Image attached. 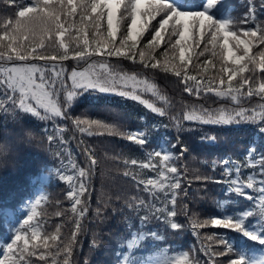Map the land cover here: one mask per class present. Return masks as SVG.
I'll use <instances>...</instances> for the list:
<instances>
[{
	"label": "trees",
	"instance_id": "16d2710c",
	"mask_svg": "<svg viewBox=\"0 0 264 264\" xmlns=\"http://www.w3.org/2000/svg\"><path fill=\"white\" fill-rule=\"evenodd\" d=\"M32 2L33 0H0V18L14 19L18 11L15 5L27 6ZM174 2L182 8L188 4V0ZM201 3L203 0H191V4ZM208 14L214 19H230V30L240 34L241 29L255 27L256 24L264 27V0H217L214 9ZM75 19L78 23L79 17ZM159 19L157 17L151 24L158 26ZM151 30L150 25L149 31ZM92 31L93 29H87L90 41L93 39ZM75 36L74 29L71 36L66 33V43L75 47V41L71 39ZM145 36L150 38L147 33ZM143 42L146 43V40ZM203 46L202 41L199 47L192 45L185 50L186 57H190L188 74L197 76L201 83L216 76L220 67L212 59L216 67L209 66L205 71L204 61L210 57L208 53L199 56ZM163 50L162 44L158 52ZM259 50L260 46H257L253 53ZM60 52L62 50L55 45L37 49L38 54L49 56ZM157 58L160 59L159 56ZM116 61L115 57L110 60L117 71L122 68L129 74L139 73L138 79H146L151 85H155L157 95L144 92L142 98L164 108L166 114L160 116L152 113L145 105L130 98H121L116 94H96L81 97L74 103L70 115L72 119H96L105 124L116 125L124 133L137 130L146 132L148 143L143 148L126 137L106 133L90 137L87 133H80L71 120L66 121L63 117H58L55 121H41L31 114L17 113L11 106L0 109V156H5L11 163L0 168V213L6 211L10 214L5 219L0 217V252L15 239L17 229H20L21 234L27 233L29 237L35 230L37 236L34 240H29L28 246V252H34L35 255H28L26 252L20 264H53L54 259L56 264H63L65 256L61 249L68 244L71 233L75 230L76 219L71 212L72 201L67 193L73 186L78 188V169L90 167V179L87 181L90 196L86 194L82 197L89 201L90 210L81 220L82 227L73 245L71 264H157L160 260L172 257L183 258L182 253L188 254L189 264H206L210 260L214 264H227L228 259L239 257L244 259V264H264V244L252 240L240 231H229L210 224L205 228L192 230L193 223L214 216L254 211L253 217H245V230L264 237V222H260L259 217L261 202L258 199L264 188L261 183L264 176L259 174V160L261 153H264V135L257 131V127L264 125L244 123L239 126H208L186 122L185 131L177 132L170 117L182 118L185 111H190L193 107L200 108L201 105L212 109L221 106L230 109L235 102L216 97L214 93L199 97L190 95L183 91V85L171 73L159 69L145 72L140 66L132 65L127 60L117 66ZM64 63L69 72L75 66V62L71 60ZM8 64L10 63L0 61V65ZM259 79L257 78V83ZM257 83H253L252 87L255 88ZM234 86L238 85L234 82ZM161 96L167 102L161 100ZM260 103L262 101L259 97L254 96L241 106L250 108ZM26 130L31 131L26 135ZM92 131L102 130L93 128ZM49 135L54 137L53 141L47 139ZM211 136H215V141L209 142L206 139ZM177 140L179 144L173 148L172 145ZM183 145H187V148L181 155L180 147ZM157 150L172 153L170 166H176L181 173V189L177 192L175 206L180 214L176 219L183 225L179 230H172L166 223L155 220L141 228L139 216L145 214L144 210L135 213L125 207L126 201H131L133 196L146 202L151 199L149 193L143 191L144 185H138L137 182L155 178L156 173L139 165L147 163V154ZM92 159L95 160L94 165L91 164ZM133 159L137 160L136 166L131 165ZM225 159L229 161L228 167L233 169L227 176L222 163ZM152 162L158 163V158H154ZM235 166L241 169L240 180L245 185V196L229 191L228 182L235 179ZM125 172L129 175H124ZM61 176H73V180H62ZM204 177L210 179L205 181ZM249 177L253 183L251 189L246 187ZM217 180L221 183L214 182ZM185 190L187 197L184 195ZM247 195L256 199L249 201L246 199ZM105 203L108 207L104 217L97 218L94 210L97 207L103 208ZM155 203L157 207L163 206V194ZM33 207L35 215L25 225L24 221L32 215ZM185 207L190 209L191 220L185 219L183 215ZM113 208L118 210L115 214L112 212ZM129 223L133 225L131 229L128 228ZM57 226L60 227L59 233L56 231ZM153 231L162 239L152 237L150 233ZM130 232L137 237V243L133 248L127 249L128 240L132 238ZM52 236H58V239L52 241ZM225 236L232 251L225 257L217 258V253L226 252L220 243ZM140 237L145 239L141 240ZM45 238L48 247L44 246ZM33 244L37 247L33 248ZM41 253L45 257L43 260L40 259Z\"/></svg>",
	"mask_w": 264,
	"mask_h": 264
},
{
	"label": "snow or ice",
	"instance_id": "6c2138e0",
	"mask_svg": "<svg viewBox=\"0 0 264 264\" xmlns=\"http://www.w3.org/2000/svg\"><path fill=\"white\" fill-rule=\"evenodd\" d=\"M216 4L217 0H203L199 5L191 4V0H188V4L182 8L176 6L174 0H33L27 6L15 5L18 11L14 19L0 18V49H2L0 61L11 64L8 67L0 65V77H2L0 78V109L11 106L17 113L31 114L41 121H55L56 118L63 117L66 121L71 120L72 125L80 133H87L90 137L105 133L110 136L126 137L127 140L143 148L148 143L146 132L137 130L124 133L116 125L105 124L96 119L82 120L80 117L72 119L70 115L74 103L81 97L96 94H116L121 98H130L145 105L152 113L160 116L166 114L164 108L157 107L142 98L144 92L157 95L155 85H150L146 79H138L139 73L129 74L122 68L117 71L110 62L111 58L115 57L117 66L123 60H127L132 65L140 66L145 72L159 69L171 73L183 85V91L190 95L199 97L202 94L214 93L216 97L235 102L230 109L224 106L212 109L201 105L200 108L193 107L190 111H185L182 118L170 117L177 132L185 131L186 122L208 126H239L244 123L264 125V27L256 24L255 27L241 29L240 34L231 31L230 19H214L208 14ZM192 8L202 10L193 11ZM77 16L78 23L75 19ZM157 17H160L158 26L152 25L151 21L156 20ZM150 25L151 31H149ZM73 29L76 36L71 39L75 41V47L66 43L65 38L66 33L71 36ZM87 29H93L91 41L88 39ZM145 33L150 38H147ZM144 40L146 43L143 42ZM202 41L204 46L199 56L208 53L210 57L204 61L205 71L209 66L216 67L212 59L220 64L216 76L209 77L204 83H201L197 76L188 74L190 57L185 55L187 48L192 45L199 47ZM162 44L164 50L158 52ZM30 45L34 46L30 47ZM47 45H55L62 52L50 56L37 53V49H46ZM257 46H260V50L254 54L253 49ZM158 56L160 59L157 58ZM69 60L75 62L70 72L64 63ZM257 78H260L258 83ZM217 79L218 83H216ZM234 82L238 86H234ZM253 83H257L255 88L252 87ZM254 96L259 97L262 103L250 108L241 106ZM159 98L167 102L165 97ZM93 128L102 131L93 132ZM257 131L264 135V126L257 127ZM47 139L53 141L54 137L49 135ZM206 139L212 142L215 141V136ZM177 144L179 140L172 147L175 148ZM186 148L187 145L180 147L181 155ZM147 155L148 162L139 167L151 169L156 176L137 183L144 185L143 191L149 193L151 199L146 202L142 198L133 196L131 201H126L125 207L135 213L144 210L145 214L139 216L141 228L155 220L166 223L172 230H179L183 225L176 219L180 214L175 206L177 192L181 189V173L176 166H170L173 154L157 150ZM154 158H158V163L152 162ZM222 163L224 174L230 175L233 169L228 167L229 161L225 159ZM91 164H95L94 159L91 160ZM259 164V174L264 176V153H261ZM131 165L136 166L137 160H131ZM234 171L235 179L228 182L229 191L245 196V185L240 180L241 169L235 166ZM124 175L127 176L129 173L125 172ZM60 179L72 181L73 176H61ZM89 179L90 167H80L76 176V180L79 181L78 188L73 186L67 193L72 201L71 212L76 219L75 230L71 233L68 244L61 249L65 256L63 264H71L70 257L77 234L82 227L81 220L90 210L89 201L82 199L86 194L90 196L87 186ZM203 179L207 181L210 177ZM248 179L246 187L251 189L253 183L251 177ZM214 182L221 183L219 180ZM261 183L264 184V180ZM161 194L164 203L163 206L157 207L155 201L160 199ZM184 195L185 197L188 195L186 190ZM246 199L252 201L256 197L247 195ZM258 199L261 202L260 222H264V188L261 189ZM107 207V203L103 208L97 207L94 210L95 216L104 217ZM117 211L115 208L112 209L113 214ZM34 215L33 207L32 215L24 221V224L27 225ZM183 215L187 220L192 219L190 209L187 207L184 208ZM253 216L254 211L222 217L214 216L193 223L192 230L202 229L210 224L229 231H240L252 240L264 244V237L254 231L245 230V217ZM0 217L5 219L10 217V214L5 211L0 213ZM132 227L133 225L129 223L128 228ZM56 231L60 232L59 226ZM129 235L132 238L128 240L127 249L133 248L137 243V237L131 232ZM150 235L162 239L154 231ZM36 236L35 230L29 237L27 233L21 234L20 229H17L15 239L0 252L2 253L0 264H20L26 252L28 255H35L34 252H28V246L29 240H34ZM57 239L58 236L51 237L52 241ZM140 239L144 240L145 237ZM220 243L226 252L217 253V258L225 257L232 251L226 236L220 240ZM44 246L48 247L47 238L44 240ZM32 247L35 248L37 245L33 244ZM205 254L207 255V252ZM187 255L182 253L183 258L172 257L160 260L157 264H189ZM44 258L41 253L40 259ZM53 264H56L55 259ZM206 264H214V261H206ZM227 264H244V259L230 258Z\"/></svg>",
	"mask_w": 264,
	"mask_h": 264
},
{
	"label": "clouds",
	"instance_id": "9594fccd",
	"mask_svg": "<svg viewBox=\"0 0 264 264\" xmlns=\"http://www.w3.org/2000/svg\"><path fill=\"white\" fill-rule=\"evenodd\" d=\"M31 131V130H26V135L28 134V132ZM25 147H28L27 144H25ZM11 163H9L6 159L5 156H0V168H3V167H6V166H9Z\"/></svg>",
	"mask_w": 264,
	"mask_h": 264
},
{
	"label": "rangeland",
	"instance_id": "374dc122",
	"mask_svg": "<svg viewBox=\"0 0 264 264\" xmlns=\"http://www.w3.org/2000/svg\"><path fill=\"white\" fill-rule=\"evenodd\" d=\"M3 66H5V65H3ZM8 66H11V64H8ZM8 66H6V67H8ZM150 84V83H149ZM151 85V84H150Z\"/></svg>",
	"mask_w": 264,
	"mask_h": 264
}]
</instances>
